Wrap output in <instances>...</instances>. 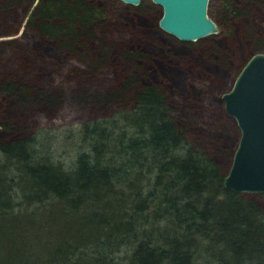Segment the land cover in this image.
Wrapping results in <instances>:
<instances>
[{
  "label": "trees",
  "instance_id": "obj_1",
  "mask_svg": "<svg viewBox=\"0 0 264 264\" xmlns=\"http://www.w3.org/2000/svg\"><path fill=\"white\" fill-rule=\"evenodd\" d=\"M257 3L216 0L213 8L207 6V16L218 27L237 43H249V58L264 53V40L254 32ZM130 9L119 22L124 29L146 24L140 3ZM105 12L109 18L105 0H0V30L13 37L1 42L0 50L7 48L18 66L0 74V218L25 219L24 212L11 214L15 206L21 210L13 203L19 199L24 210L38 206L68 216L75 227L68 230V238L82 241L50 251V264L56 259L65 263L87 246L92 264H264V193L225 190L228 171L214 153L188 139L170 106L169 97L176 93H168V82L176 81L175 76L202 78V70L195 74L200 56L225 70L230 65L235 49L223 52L214 46L215 35L182 42L160 30L177 44L169 42L171 48L159 35L160 45L150 47L156 56L150 58L137 41L122 47V69L112 75V85L79 93L78 102L91 106L93 115L79 128L84 149L67 169L39 157L32 124L36 118L54 116L63 95L47 90L48 85L41 87L50 58L46 51H18L23 38L17 35L23 30L22 37L31 33L41 46L58 50L52 64L76 61L81 68H71L68 80L88 78L83 84L89 87L97 81L95 72L113 63L97 34L109 20ZM134 18L141 23L135 26ZM190 49L204 53L193 58ZM181 66L183 72H177ZM214 146L231 161L232 150ZM3 248L0 240V264L13 259L4 256ZM81 261L90 264L86 258Z\"/></svg>",
  "mask_w": 264,
  "mask_h": 264
},
{
  "label": "rangeland",
  "instance_id": "obj_2",
  "mask_svg": "<svg viewBox=\"0 0 264 264\" xmlns=\"http://www.w3.org/2000/svg\"><path fill=\"white\" fill-rule=\"evenodd\" d=\"M105 1L110 15H108L109 18H107L106 12L104 15L106 20H109L104 26L100 27V32H97V34L101 37V42L110 49L111 53L109 59L113 61V63L102 68L104 71L99 73L95 72L93 78L97 81H93V84L89 87L83 84L85 81L84 79L88 78H72L68 80L70 79L68 78V73L71 68L75 66L81 68L76 61L71 60L52 64L57 61V59L51 57L57 56L58 50L55 51L50 45L41 46L39 43L40 41L31 33L27 38L22 37L23 30L17 35L23 38V40L20 41L21 43L18 47V51H46L47 55L50 57L48 58L50 61H48V59L45 61L44 67L48 66V70L43 76V81H40V84H42L41 87L44 88L48 85L50 89L48 87V89H46L54 93L55 91H62L63 103L55 115L50 118L44 116L36 118L32 126L34 127L33 132L36 134V149H38V153L40 154L39 157L49 158L54 164L58 163L64 169L68 168L74 155L84 149L80 143V125L84 121L93 118L92 107L78 102L79 93H82V95L83 92L90 94L91 88L93 87L98 88L100 86L101 89L103 88V90H106L107 88L105 86L112 85V75H119L120 69H122L121 62H119L120 52L122 49L127 48L130 42L134 44L137 41L141 45L142 51L146 56H149V58L151 55L156 56L153 51V49H155L153 46L154 44L160 45L159 41L161 39L159 35L162 36L164 41L166 39L168 41H166L167 43L177 44L173 38H170L166 34L164 35V33L162 34L160 31L158 23L162 15V9L158 5L153 4L151 0L140 1V4L145 8L146 13L144 12L143 14L147 16V18L143 17L145 18L144 21L146 24L142 26L139 25L138 27L140 28L134 27L133 29L128 26L127 29H124L119 22L124 20L123 17H125L126 12L131 11L130 8L134 6L125 4L121 1ZM257 1L258 8H254L253 10L255 11L253 16L257 15L255 16L257 21L255 26L256 30H254V32L259 38L264 40V0ZM215 3L216 0H209L208 6L213 8ZM16 15L17 20H19L20 12L17 11ZM137 16L142 17V15ZM136 19L137 18H134L135 26L141 23V21H136ZM216 27L217 33L214 36L216 43L214 46H219V49L223 52H227L228 47L235 49V53L230 65L228 64V68L225 70L210 62H206V60L204 63V58L200 56L199 64L201 65L200 68L196 67L198 72L195 74L201 73L202 70L203 75H200L202 78H197L194 75L187 76V78L175 76L174 79H176L177 82L170 80L167 89L176 93V95L169 94L170 106L174 111L176 119L184 123L188 139L196 146H203L208 151L214 153L212 154L209 152L224 169L229 171L232 158L229 162L223 152L216 153L217 150H215L214 145L218 148L220 147L219 149L232 150L234 153L240 134L236 124L225 115L224 105L220 103V100L222 95L229 91L237 73L249 59L250 45L243 40H241V43H237L235 40L236 37L234 38V35L230 37L228 30H222L217 25ZM232 27L234 31H237V27L233 25ZM10 35L11 32H3V30H0V43H4L8 39L13 38L10 37ZM132 37L133 39H131ZM207 41H200V43L203 44V47H207L209 43ZM170 43L168 45L172 48L173 46ZM150 47L153 49H150ZM174 47L176 48V46ZM178 48L187 50L185 48ZM192 50L193 49H190L189 55L193 56V58H198L199 55L204 53L203 49H197L198 51ZM14 65H16L15 68L18 67L7 48L2 47V50H0V74H2L3 69L13 70ZM183 67L185 68V66H181L177 72H183ZM19 68L21 67L19 66ZM106 69L113 70L112 74L105 72ZM139 71L143 73L141 68H139ZM45 78L51 81L50 84L46 82ZM170 90L168 93H170ZM96 114L97 112L95 115ZM203 130L210 131L214 136H207L208 132H203ZM16 202L20 204L21 210H16L17 207L13 204L16 209L14 208L15 210L11 214L22 216L21 214L24 212L27 217L19 221L16 220V222H12L7 218H0V227L3 228V234H0V240L5 248V250L3 248V254L4 256L12 255L11 257H13L12 260L9 262L5 260L4 263L50 264L49 259L52 258L47 256L50 251L55 250L59 245L71 247L72 245H78L79 241H82L79 237L75 240L68 238L70 236L68 230H75V227L68 222V216L58 217L53 213V209H44L38 206L26 208L24 210V205L23 203L21 204L22 201L20 199L14 200L13 203ZM14 241H16L15 247L13 246ZM90 250H92L91 247L87 246L86 249L77 250V253L71 258H67L65 263L56 259L55 264H77V260L80 262L85 258L88 259V263L90 262V264H92L91 259H93V257L89 253ZM79 262L78 264L83 263V261Z\"/></svg>",
  "mask_w": 264,
  "mask_h": 264
},
{
  "label": "water",
  "instance_id": "obj_3",
  "mask_svg": "<svg viewBox=\"0 0 264 264\" xmlns=\"http://www.w3.org/2000/svg\"><path fill=\"white\" fill-rule=\"evenodd\" d=\"M138 6L141 0H118ZM162 9L158 26L182 42H196L217 33L207 16L209 0H151ZM225 113L239 131V140L224 179L225 190L264 193V53L252 55L221 97Z\"/></svg>",
  "mask_w": 264,
  "mask_h": 264
}]
</instances>
